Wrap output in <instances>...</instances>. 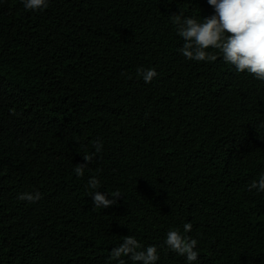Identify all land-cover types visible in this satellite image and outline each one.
Instances as JSON below:
<instances>
[{"label": "trees", "instance_id": "1", "mask_svg": "<svg viewBox=\"0 0 264 264\" xmlns=\"http://www.w3.org/2000/svg\"><path fill=\"white\" fill-rule=\"evenodd\" d=\"M180 12L203 22L214 8L0 0V264H119L111 249L127 235L155 245L156 264H189L165 244L173 228L197 240L192 264H264V191L248 188L264 174V81L217 49L185 58ZM93 176L116 204L94 209Z\"/></svg>", "mask_w": 264, "mask_h": 264}, {"label": "clouds", "instance_id": "2", "mask_svg": "<svg viewBox=\"0 0 264 264\" xmlns=\"http://www.w3.org/2000/svg\"><path fill=\"white\" fill-rule=\"evenodd\" d=\"M26 10L37 11L48 6V0H22ZM214 8V14L204 17L199 22L195 17L185 16L183 12L175 14L173 23L177 25L178 35L183 38L180 49L182 55L188 60L215 61L217 56L206 51L209 48L217 49L223 60L235 66L237 72H247L256 79L264 81V0H207ZM137 75L142 76L146 83H150L157 72L154 68H138ZM93 148L95 152L83 155V163H78L74 169L78 177L84 175V169L92 162L94 156L103 150V141L97 139ZM88 187L95 193L93 195L94 209H104L117 203L121 192L107 194L99 191L100 181L95 176L88 181ZM249 190L264 191V174L258 181L254 180ZM21 201L38 202L42 196L39 191L20 193L17 197ZM191 223L183 225V232L189 233ZM165 244L179 256H186L189 264L196 261L198 252L195 250L197 240L183 235L178 228L170 229ZM141 244L132 235L124 236L123 242L111 249L110 258L125 264L121 257H129L133 262L142 264H156L159 259L157 247L147 246L141 250Z\"/></svg>", "mask_w": 264, "mask_h": 264}]
</instances>
